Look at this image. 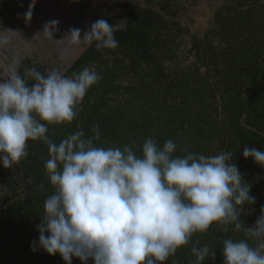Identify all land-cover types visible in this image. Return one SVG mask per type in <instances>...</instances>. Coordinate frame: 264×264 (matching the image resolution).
<instances>
[{
    "label": "clouds",
    "instance_id": "9594fccd",
    "mask_svg": "<svg viewBox=\"0 0 264 264\" xmlns=\"http://www.w3.org/2000/svg\"><path fill=\"white\" fill-rule=\"evenodd\" d=\"M58 24L48 22L43 35L55 40L50 29ZM67 38L95 41L97 49L118 47L114 27L104 19L94 22L82 39L79 28ZM100 78L91 67L71 77L59 69L43 75L32 67L24 77L14 70L0 81V165L13 168L26 158L30 140L48 148L45 170L55 191L44 201L38 244L33 245L59 254L65 264H72L73 257L81 264L89 259L93 264H165L195 233H206L213 224H234L240 230L243 206L255 203V197L230 162V152L206 156L185 150L176 156L172 139L160 146L148 138L138 155L134 142L122 148L97 146L98 124L91 138L82 129L59 143L47 135L48 124L71 123L79 115L78 106ZM28 79L35 82L31 87ZM243 157L264 165V151L245 147ZM244 231L257 246L225 239L223 264H264V208L255 226ZM191 253L195 264L216 256L208 245L193 246Z\"/></svg>",
    "mask_w": 264,
    "mask_h": 264
},
{
    "label": "trees",
    "instance_id": "16d2710c",
    "mask_svg": "<svg viewBox=\"0 0 264 264\" xmlns=\"http://www.w3.org/2000/svg\"><path fill=\"white\" fill-rule=\"evenodd\" d=\"M125 6L128 20L124 28L114 30L118 47L97 49L94 44L71 68L80 72L84 63L96 61L103 51L110 53L96 69L100 80L88 90L79 105V130L84 131L86 138H91L94 136L92 128L98 124L100 138L94 141L97 146L122 148L134 142L138 155L148 138H153L160 146L172 139L177 145L176 156L185 155V150L213 156L226 145L225 152L232 154V162L250 185V195L255 197V203L243 206L240 217L243 227L236 230L234 224H213L206 233H195L188 245L179 248L165 262L195 264L191 248L208 245L215 250L216 256L202 264H223L225 239L246 240L250 246H257V240L244 231L249 225L246 227L242 215L249 208H258L251 220L255 226L264 208V193H261L264 165H258L251 158L245 159L243 153L238 152H243L245 147L264 151V0H225V7H221L215 18L216 28L205 35L204 41H195L190 49L196 61L205 66V73L200 75L196 68L182 76L170 73L161 62V58L172 54L171 41L161 35L166 28L164 17L149 8ZM114 74L115 77L116 74L138 76L144 88H137L138 83L137 86L117 83L113 81ZM208 77L212 79L209 83ZM113 90L114 93L122 91L124 95L112 97ZM209 97L220 100L223 115L219 122L210 124L212 130L206 133L205 124L209 123L204 120L209 113L200 112L204 105L199 103ZM111 100L116 103L110 105ZM211 111L216 109L211 108ZM47 126L49 134V124ZM228 133L236 135L240 144L234 139L222 138L218 150L212 151L214 136H227ZM27 144L28 156L23 161L25 175L32 178V187L25 197L2 209L0 247L4 239L16 237V243L8 250V264H65L59 254L49 255L43 248L33 245V241L38 244L37 225L44 216V201L55 190L45 170L48 148L39 140H30ZM27 220H31V225L25 227ZM72 264H81V261L73 257ZM87 264L93 261L89 259Z\"/></svg>",
    "mask_w": 264,
    "mask_h": 264
},
{
    "label": "rangeland",
    "instance_id": "374dc122",
    "mask_svg": "<svg viewBox=\"0 0 264 264\" xmlns=\"http://www.w3.org/2000/svg\"><path fill=\"white\" fill-rule=\"evenodd\" d=\"M224 2L225 0H35L32 16L26 19L25 14L33 0H0V81L6 80L14 70L24 77L25 70L32 67L43 75H47L52 69H59L69 77L73 73H79V70L77 72L71 68L87 49L94 46L95 41L91 44L85 41L72 43L67 38L70 30L79 28L82 39L85 32L90 30V26L100 19L107 20L114 30L122 29L128 20L126 4L132 5L135 9L138 7L152 9L164 17L166 28L161 31V35L171 41L169 49L172 50V54L161 58L163 67L169 68L170 73L178 76L194 72L198 68L202 75L206 71L205 66L196 61L195 53L190 49L195 41H204L205 35L216 28L215 18ZM53 20L59 21V24L50 30L53 32V38L61 42L43 35L45 25ZM109 56L110 53L103 51L96 61L84 63L82 67L96 70L99 63H103L104 58ZM116 75L115 77L114 74L113 81L116 80L117 83L144 88L140 85L141 78L138 76L131 78L125 74ZM208 79V83L212 81L211 77ZM28 83L31 87L35 82L28 79ZM211 91L219 99V94L213 88ZM118 94L124 95L121 91L115 92L112 97H118ZM114 103L116 101L111 100L110 105ZM201 103L204 107L200 112L209 113L204 120L209 123L205 124V131L209 133L212 130L210 124L219 122L223 115L222 106L220 100L212 97H209V100L202 99L199 104ZM211 108H215L216 111H211ZM74 120L77 123L73 124ZM74 120L71 123L49 124L47 135L54 142H61L79 130L81 121L79 115ZM231 134L214 136L211 140L214 144L212 151L218 150L216 148L220 147L222 138L234 139L240 144L236 135ZM220 151L225 152L226 145H223ZM238 152L243 153L240 150ZM47 157L49 158V155ZM25 172L23 160L13 165V168L5 169L0 165V213L12 201L25 197L31 189L32 178L26 176ZM261 193H264V190ZM254 208H249L242 215L246 219V227L249 225L248 228L254 227L251 220L258 210ZM27 223L25 227L31 225V220H27ZM2 243L0 264H8V250L16 243V237L4 239Z\"/></svg>",
    "mask_w": 264,
    "mask_h": 264
}]
</instances>
